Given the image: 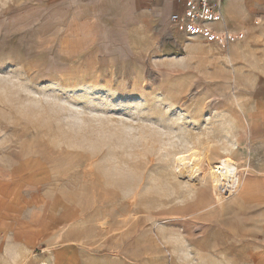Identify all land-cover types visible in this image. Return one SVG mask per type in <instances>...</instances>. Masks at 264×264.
<instances>
[{
    "label": "rangeland",
    "instance_id": "obj_1",
    "mask_svg": "<svg viewBox=\"0 0 264 264\" xmlns=\"http://www.w3.org/2000/svg\"><path fill=\"white\" fill-rule=\"evenodd\" d=\"M91 2L0 0V264H264V35ZM207 149L236 189L182 173Z\"/></svg>",
    "mask_w": 264,
    "mask_h": 264
},
{
    "label": "crops",
    "instance_id": "obj_2",
    "mask_svg": "<svg viewBox=\"0 0 264 264\" xmlns=\"http://www.w3.org/2000/svg\"><path fill=\"white\" fill-rule=\"evenodd\" d=\"M91 3L95 5L92 6L93 11L102 15L99 18H118L119 13L121 19L132 21L146 17V20L152 21L147 23L148 26L176 33L178 31L171 24L170 17L183 8L176 0H92ZM220 12L224 17L225 27L223 30L216 28L218 31L243 33V38L235 43L244 41L246 35H251L256 30L260 35H264V0H223ZM254 19L257 20L255 23ZM255 24L258 25L257 28Z\"/></svg>",
    "mask_w": 264,
    "mask_h": 264
},
{
    "label": "built area",
    "instance_id": "obj_3",
    "mask_svg": "<svg viewBox=\"0 0 264 264\" xmlns=\"http://www.w3.org/2000/svg\"><path fill=\"white\" fill-rule=\"evenodd\" d=\"M183 5L180 11L173 13L170 22L175 30L188 37H203L216 42L221 48L230 46L243 38V33L229 30L223 32L214 28L217 22H223L220 12L223 0H176Z\"/></svg>",
    "mask_w": 264,
    "mask_h": 264
},
{
    "label": "bare ground",
    "instance_id": "obj_4",
    "mask_svg": "<svg viewBox=\"0 0 264 264\" xmlns=\"http://www.w3.org/2000/svg\"><path fill=\"white\" fill-rule=\"evenodd\" d=\"M210 155H211L210 149H207L205 155L204 152H202L201 150L193 151L189 157L186 156L187 158H184L181 161V165L179 166L181 168L182 173L183 174L187 173V170L185 169V166L188 164L187 162L193 161L198 167V171L200 172L198 173L199 174L198 184L203 186L205 190H208V186H209L211 191L217 194V193H223V191H230L236 189V187H238L239 185L241 175L245 174L244 171L246 169L239 168L236 165L237 162L234 160V158L232 159L231 157L220 158L219 162L212 163L213 161L211 160L212 158ZM190 170L191 169H189V171ZM203 188L201 187V189ZM219 199L220 196L218 200Z\"/></svg>",
    "mask_w": 264,
    "mask_h": 264
}]
</instances>
